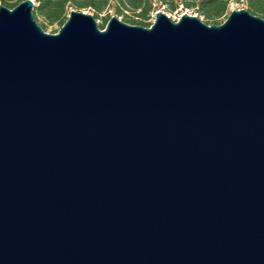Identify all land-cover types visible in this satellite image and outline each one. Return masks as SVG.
I'll use <instances>...</instances> for the list:
<instances>
[{
    "label": "water",
    "instance_id": "1",
    "mask_svg": "<svg viewBox=\"0 0 264 264\" xmlns=\"http://www.w3.org/2000/svg\"><path fill=\"white\" fill-rule=\"evenodd\" d=\"M33 6L0 4V264H264V18Z\"/></svg>",
    "mask_w": 264,
    "mask_h": 264
},
{
    "label": "trees",
    "instance_id": "2",
    "mask_svg": "<svg viewBox=\"0 0 264 264\" xmlns=\"http://www.w3.org/2000/svg\"><path fill=\"white\" fill-rule=\"evenodd\" d=\"M22 0H0V4L9 8ZM33 12L44 17L49 23L58 22L62 25L70 9H89L98 15L104 10L112 9L116 16L125 17L126 22L145 24L148 14L153 9V3L166 4L169 10L179 4L185 8L194 9L204 17L209 24H219L218 18L228 11L231 1L240 0H33ZM247 10L264 18V0H245ZM130 11L132 15H127ZM137 17V18H136Z\"/></svg>",
    "mask_w": 264,
    "mask_h": 264
},
{
    "label": "rangeland",
    "instance_id": "3",
    "mask_svg": "<svg viewBox=\"0 0 264 264\" xmlns=\"http://www.w3.org/2000/svg\"><path fill=\"white\" fill-rule=\"evenodd\" d=\"M239 8H246L247 9L245 0L231 1L229 3V6H228V11L224 15H222V16H220L218 18L220 23L223 22L226 19V17L229 14L230 10L239 9ZM157 10L163 11L165 14H167L174 21L178 20L180 15L185 12V13H188V14H195L203 22L209 24L208 21L204 17H202L198 13H196V10H194V9L185 8L181 4H179L175 9L169 10L166 4L154 2L153 3V9L148 14V17L145 20V22H146L145 24H148V25L147 26L146 25H142V24H136V25H142V26H146V27L150 26L151 23L154 21V13ZM68 11H70V10H68ZM82 11L91 13L94 16L98 27L101 28V29H103L105 27L109 17L111 15H115L114 11L112 9L104 10L101 13H99L98 15L93 14V12L90 11L89 9H85V10H82ZM68 14H69V12H67L66 17L68 16ZM33 15H34V19L36 20V22L47 33H56L59 30V28L61 27V25L58 22L49 23L44 17H42L41 15L36 14L35 12H33ZM127 15H132V14H131L130 11H127ZM117 17L119 19L123 20V21L127 20V19H125V17H121V16H117ZM126 23L134 24V23H130V22H126Z\"/></svg>",
    "mask_w": 264,
    "mask_h": 264
}]
</instances>
